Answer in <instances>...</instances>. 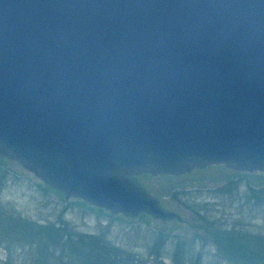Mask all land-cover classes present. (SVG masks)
<instances>
[{
    "label": "water",
    "instance_id": "1",
    "mask_svg": "<svg viewBox=\"0 0 264 264\" xmlns=\"http://www.w3.org/2000/svg\"><path fill=\"white\" fill-rule=\"evenodd\" d=\"M0 154L131 217L180 218L133 173H264V0H0Z\"/></svg>",
    "mask_w": 264,
    "mask_h": 264
},
{
    "label": "rangeland",
    "instance_id": "2",
    "mask_svg": "<svg viewBox=\"0 0 264 264\" xmlns=\"http://www.w3.org/2000/svg\"><path fill=\"white\" fill-rule=\"evenodd\" d=\"M0 156V173L3 176L2 181H4L3 190L0 191V214L3 217L7 216V218L12 219L10 224L15 227L14 230H11L12 232H15L19 225L27 228L25 222L32 221L37 226L38 222L44 221L45 225L54 223L55 227L62 228V226H65V230L71 235L74 233L96 234L122 249L126 248L132 253H139V255L147 254L149 248H152L156 243L159 233L165 232L166 242L163 246L162 256L164 257V264L171 263L170 256L175 252V244L179 240L185 244V253L188 255L194 254L195 256L192 259L196 262H191L186 254V264H233L232 261L223 258L224 255H218L215 252V246L209 243L204 246L196 241L197 237L201 235L194 236L193 234H195L196 223L199 222L200 218L192 214L195 210L184 208L188 194L186 192H189L188 186L191 185L192 188L194 187L193 189L200 191L209 187L220 199L218 201L219 207L215 209L204 208V210L207 209L212 218L216 217L218 219L221 216L226 219L228 217L234 224L236 221L239 222L238 228L240 227L245 232L249 231L253 234L260 233L264 235V205L262 202H257L251 198L250 194L252 193L248 188L249 185L253 189L264 188V173L261 171L232 170L224 164H213L203 166V168L194 167L181 175H167L164 173L157 175L145 172L131 174L137 185L146 190L149 195H153L158 199L159 205L180 214V218L162 219L151 216L146 211L132 217L122 212H110L106 208L95 206L90 202H88L90 203L88 205L87 201H78L71 196L66 205L63 200L58 199L59 195L54 193L56 189H48L49 187L44 189L46 191V209L37 208L38 193L35 194L32 186H30V184H37V186L41 184L37 177L35 178L31 172L22 167L17 160H11L4 154H0ZM217 183L218 186L215 189L214 186ZM206 184L208 186L204 187ZM234 190L241 193L244 191L245 193V203L240 201L242 200L241 194H238L239 200L236 204L239 208L236 209H233L236 204L230 205L232 203L228 199L233 198L229 194ZM33 195H35V199ZM242 205L245 206V209L240 208ZM247 206L250 208H247ZM19 218H21V221H17ZM225 219L220 218L222 223L226 222ZM228 219L227 221H229ZM198 230L197 228L196 232ZM11 231L6 234L0 228V264H35L34 262L38 258L37 238L33 246L24 244L21 243L23 241L20 239H16L18 238L16 235L11 236ZM59 236V238H54V241L57 242L55 247H58L56 251L54 250V255L53 253L51 255L53 259L51 258L50 264H58L56 258H60V251L66 253L61 240L67 237V233H62L59 230ZM201 237L203 240H212L216 243L218 240L215 236H209L207 233ZM24 240L27 241L26 238ZM53 245L54 243L51 244V247ZM198 252H201V254L197 255Z\"/></svg>",
    "mask_w": 264,
    "mask_h": 264
},
{
    "label": "trees",
    "instance_id": "3",
    "mask_svg": "<svg viewBox=\"0 0 264 264\" xmlns=\"http://www.w3.org/2000/svg\"><path fill=\"white\" fill-rule=\"evenodd\" d=\"M1 158V156H0ZM192 170V169H191ZM48 189H52L51 186L47 185ZM251 190V198L257 202H262L264 205V188L253 189L248 186ZM1 210V208H0ZM5 214L7 213L4 212ZM142 214V213H141ZM5 219V220H4ZM12 219L3 217L0 214V228L8 234V231L14 230L11 223ZM17 221H21L19 218ZM24 221V220H23ZM24 224V223H23ZM27 228L32 234H30L29 242L32 246L34 238H37L38 245V258L35 260V264H50V260L54 255V250L56 251L54 238H59V230L62 233H67V237L62 239V247L65 248L66 253L60 251V258H56L58 264H164L163 256V246H165V232H160L159 237L154 243L152 248H149L148 253L144 255H139V253H132L126 248H121L114 243H110L108 240L103 239L96 234H86V233H74L69 234L65 230V226L62 228L55 227L54 223H49L44 226L45 239L40 238V226H36L34 222H25ZM24 224V225H25ZM9 228H11L9 230ZM227 234H217L214 233L215 237L218 239L215 243V252L223 256L227 261H232L233 264H264V235L263 234H253V232H245L239 228V233H235L233 229L223 230ZM12 233V231L10 232ZM36 233V234H35ZM12 236V234H11ZM10 236V237H11ZM9 237V236H8ZM53 240V241H52ZM54 245L51 247V244ZM184 242L177 241L175 244V252L171 254V263L169 264H186L184 251ZM199 253V254H198ZM197 255L201 253L198 252ZM191 262H196L192 259L195 258L194 254H187ZM191 256V257H190ZM53 259V258H52ZM41 262V263H40ZM192 264V263H191Z\"/></svg>",
    "mask_w": 264,
    "mask_h": 264
},
{
    "label": "flooded vegetation",
    "instance_id": "4",
    "mask_svg": "<svg viewBox=\"0 0 264 264\" xmlns=\"http://www.w3.org/2000/svg\"><path fill=\"white\" fill-rule=\"evenodd\" d=\"M27 170V169H26ZM27 171H29V170H27ZM29 172H31V171H29ZM32 174V173H31ZM35 178L37 177V176H35L34 174H32ZM132 175L130 174V177H131ZM3 176H2V174L0 173V191L1 190H3V184H4V181H2L3 180V178H2ZM37 179L39 180V182L41 183V184H39L38 186H37V184L35 185H31L30 184V186H32V190H33V192L35 193V194H37L38 193V198H37V208H43V209H46V191L44 190V189H46V187H47V185H49L48 183H45V182H43L41 179H39V177H37ZM30 183H32V181H30ZM41 185V186H40ZM50 186V185H49ZM208 185L206 184V186L204 185V187H207ZM218 186V183L217 184H215V189H216V187ZM189 187V192L187 191L186 193H188L187 194V197H186V203H185V206H184V208H189V209H191V210H195L192 214H194V215H196L198 218H200V220H199V222L198 223H196L197 225V227H196V230H197V228L199 229L197 232H196V230H195V234H193L194 236L195 235H201V236H204V235H206V233L207 234H209V236H215V232L217 231V234H227V233H225V232H223V230H226V232H227V229H233V230H235V233L237 234V233H239L238 231H239V228H238V223L239 222H237L236 221V223L234 224V222L232 221L231 222V220H229L228 219V217H226V219H225V217H218V219L216 218V217H214V218H212V216H211V214L207 211V209H205L204 210V208H210V209H215V208H217V207H219V198H217V195H216V193L215 192H213V190L212 189H209V187H207V188H204L203 190H195V189H193L192 188V186L190 185V186H188ZM185 190V189H184ZM193 190V191H192ZM230 191V190H229ZM54 193H56V194H58L59 195V200H63L64 201V203L67 205L68 204V201L71 199V197H73V196H69L68 198H66L65 197V195H64V193L61 191V190H54ZM241 194V198H242V200H240V201H244V197H245V193H244V191L241 193V192H239V191H237V190H234V191H232L231 192V194H229V195H231L233 198H231V200H230V198H228L229 199V202H231L232 204H230V205H233V204H236L238 201L237 200H239V196H238V194ZM218 195H219V193H218ZM35 195H33V197H34ZM34 199H35V197H34ZM73 199H76V200H83V201H85L84 199H82V198H76V197H73ZM223 200H225L224 198H223ZM86 202V201H85ZM201 202H203V203H201ZM88 205L90 204V203H88V202H86ZM244 203H245V201H244ZM248 205V204H247ZM94 206V205H93ZM250 206V205H249ZM249 206H247V208H250ZM163 207V206H162ZM231 207H233V206H231ZM36 208V209H37ZM101 208H103V207H101ZM196 208H198L199 210H197ZM230 208V207H229ZM236 208H239V206H238V204H236V206H234L233 207V209H236ZM241 209H245V206L244 205H242L241 207H240ZM205 212V213H204ZM178 213V212H177ZM141 214V213H140ZM228 214V213H227ZM227 214H225V215H227ZM139 215V214H138ZM230 216H231V214H229ZM175 218H179V217H177V216H174ZM220 218L222 219V218H224L225 219V221L226 222H224V223H222V221L220 220ZM230 218V217H229ZM227 219L229 220V221H227ZM40 226V230H38L39 232H40V234H39V236H40V238H43V239H45V235H44V232H43V230H44V226H45V222L43 221V222H38L37 223V226ZM242 230V229H241ZM248 232V231H247ZM15 233V234H14ZM30 234H32V232H30L29 231V229H25V227H23V225H19V227L16 229V231L15 232H12V235H16L18 238H16L17 240H21V241H23V242H21V243H24V244H30V243H28L29 242V237H30ZM36 234V233H35ZM214 234V235H213ZM185 236V235H184ZM201 236H198L197 237V240L196 241H199L202 245H204V246H206V243H209L210 245H212V246H214V245H216L215 243L216 242H214V241H212V240H203V238L201 237ZM24 238H26L27 239V241H25L24 240ZM32 242H34L35 240H36V238H34V236H32ZM186 242V241H185ZM35 243V242H34ZM201 253V252H200Z\"/></svg>",
    "mask_w": 264,
    "mask_h": 264
}]
</instances>
